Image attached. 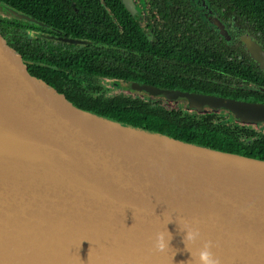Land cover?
<instances>
[{"label":"water","instance_id":"1","mask_svg":"<svg viewBox=\"0 0 264 264\" xmlns=\"http://www.w3.org/2000/svg\"><path fill=\"white\" fill-rule=\"evenodd\" d=\"M121 2L136 17V0ZM12 21L45 26L0 0V128L53 157L61 173L26 165L0 146V264H191L199 246L184 248L185 228L200 233L219 264H264V160L177 140L95 109ZM215 23L227 37L224 24ZM242 42L264 72V49L245 35ZM102 85L111 94L264 131L261 102L113 77ZM161 231L171 241L156 251Z\"/></svg>","mask_w":264,"mask_h":264},{"label":"flooded vegetation","instance_id":"2","mask_svg":"<svg viewBox=\"0 0 264 264\" xmlns=\"http://www.w3.org/2000/svg\"><path fill=\"white\" fill-rule=\"evenodd\" d=\"M66 1L75 12H79L77 4L84 6L83 10L91 12L92 18L84 22L87 28L83 30L85 35H97L93 32L97 30L98 35L105 39L94 41L91 38H78L75 33H68L44 21L45 26L19 21L12 23L22 30L27 42L43 62L48 63L50 59L72 52L96 51L100 54L96 60L100 73L85 68L81 73H70L65 68L51 65L59 78L70 83L75 91L85 94L90 102L101 96L107 98L118 95L114 92L111 94L103 87L102 79L105 77L142 83L174 82L180 88L168 89L218 96L194 89L202 82L237 87L238 79L234 74L237 61L256 73H264L242 42L245 35L258 42L264 49V26L257 24L251 17L252 5L247 6V16L237 14V6L230 0H136L139 11L134 17L121 0L120 7L117 2L112 1L118 13L108 11L104 5L106 0H103L104 3L97 0L93 6L83 0ZM101 6L116 27L109 25V28L103 22L99 24L97 11H94L93 15V9L100 10ZM122 6L130 17L123 14ZM107 7L113 11L108 4ZM215 21L224 24L227 37L222 35ZM143 26H146V29H143ZM62 38L87 40L90 44L72 45L61 41ZM158 43H161L164 51L158 50ZM220 63L230 65L227 73L218 69ZM243 87L256 91L253 83ZM217 89L219 88L212 91Z\"/></svg>","mask_w":264,"mask_h":264},{"label":"trees","instance_id":"3","mask_svg":"<svg viewBox=\"0 0 264 264\" xmlns=\"http://www.w3.org/2000/svg\"><path fill=\"white\" fill-rule=\"evenodd\" d=\"M3 2L13 6L14 8L34 16L40 21H44L51 26L66 30L68 33H75L78 38H91L94 41L105 39L98 35L97 30L93 31L97 35L87 36L84 29H87L84 22L92 18L91 12L82 9L80 4H77L79 12H75L70 8V3L66 0H2ZM76 1V0H73ZM87 1L92 6L97 0ZM113 11L115 9L112 1L117 2L120 7V0H106ZM235 2L237 14L248 16L247 6L252 5L251 17L256 20L257 24L264 26V0H230ZM85 5V4H84ZM95 7V6H94ZM82 9V10H81ZM83 11V13L81 12ZM96 13V18L99 24L103 22L110 28L115 26L111 17L104 11L101 6L100 10L93 9ZM121 11L126 16H129L122 6ZM85 13V14H84ZM102 13L104 15H102ZM119 16V14H117ZM104 17L106 20H104ZM130 17V16H129ZM129 17H127L129 19ZM121 21V19H119ZM116 27V26H115ZM126 27V26H123ZM50 30V29H49ZM51 33L50 31H48ZM264 32V30H263ZM141 33V32H139ZM142 34V33H141ZM96 41V42H97ZM151 44V43H149ZM158 43L156 47L159 51H164ZM99 53L94 51L72 52L71 54H61L56 59H50L47 64L56 65L69 70L70 73H81L82 69H87L91 72L100 73L96 60ZM46 63V62H45ZM218 69L228 72L229 64L220 63ZM234 74L237 76V87H224L214 85L212 83L202 82L194 91L204 93H215L220 97L233 98L237 100L253 101L264 103V93L249 90L243 86L253 83L256 87H264V73H256L250 70L249 67L237 61ZM56 74V73H55ZM113 74V73H112ZM115 75V74H114ZM57 76V75H56ZM117 77V76H116ZM152 85H159L164 88H180L176 83H158L155 81L146 82ZM214 88H219L217 91H212ZM184 89V88H183ZM210 90V91H208ZM92 106L106 114L113 115L120 121L132 124L134 126L143 127L150 131L166 135L168 137L196 144L198 146L238 154L250 158L264 160V131L256 132L241 128L238 125L231 124L228 119L220 118L216 115L203 116L194 113H185L180 110H175L154 101L134 98L127 95H116L114 97L103 98L102 96L91 101Z\"/></svg>","mask_w":264,"mask_h":264},{"label":"bare ground","instance_id":"4","mask_svg":"<svg viewBox=\"0 0 264 264\" xmlns=\"http://www.w3.org/2000/svg\"><path fill=\"white\" fill-rule=\"evenodd\" d=\"M0 146L10 153L19 158L26 165L36 167L38 169L60 172V164L50 155L45 152L33 148L30 145L17 137L13 133L4 131L0 128Z\"/></svg>","mask_w":264,"mask_h":264},{"label":"clouds","instance_id":"5","mask_svg":"<svg viewBox=\"0 0 264 264\" xmlns=\"http://www.w3.org/2000/svg\"><path fill=\"white\" fill-rule=\"evenodd\" d=\"M171 235L167 231L158 232L155 236L154 248L156 251H164L169 247ZM182 243L184 248H197V252L191 255V264H219L211 252V246L207 242H201L200 233L195 228H185Z\"/></svg>","mask_w":264,"mask_h":264},{"label":"rangeland","instance_id":"6","mask_svg":"<svg viewBox=\"0 0 264 264\" xmlns=\"http://www.w3.org/2000/svg\"><path fill=\"white\" fill-rule=\"evenodd\" d=\"M27 24H29V23H27Z\"/></svg>","mask_w":264,"mask_h":264}]
</instances>
